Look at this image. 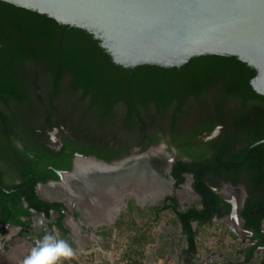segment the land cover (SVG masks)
<instances>
[{
  "label": "trees",
  "instance_id": "1",
  "mask_svg": "<svg viewBox=\"0 0 264 264\" xmlns=\"http://www.w3.org/2000/svg\"><path fill=\"white\" fill-rule=\"evenodd\" d=\"M255 74L256 70L237 56L210 54L196 56L181 67L141 64L127 68L115 63L88 31L62 25L46 14L0 0L2 223L10 222L23 231L29 225L30 209L43 212L46 217L51 210L57 211L54 226L58 228V237L75 246L66 235L67 228L61 224L65 216L62 203L41 199L35 193L36 183L59 179L55 169L72 167L69 158L58 163L43 161L45 138L36 129L42 126L43 116L42 111H37L36 101H43L47 78L50 102L56 109L51 114L53 119L72 116L77 120L79 116L81 103L71 101L64 106L66 109H58L57 98L62 93L70 96L81 93L82 97L94 94L99 99L110 95L115 108L111 116L114 142L121 143L126 152L129 144H136L143 151L156 143L158 132L162 137L168 135L170 144L176 148L170 170L176 185L183 181L184 173L193 176L191 186L197 197L182 208L173 196L144 206L132 197L126 198V207L113 226L116 236L112 238V227H99L106 247L112 244V251H120L123 264H143L146 246L158 239L152 233L154 224L171 213L167 222L180 229V240L185 245L182 252L196 253L200 229L213 225V219L221 216V198L212 186L219 187L221 180H230L234 184L244 182L247 188L264 187V142L251 146L264 138V95L250 84ZM98 117L106 123L107 116ZM219 124L228 131L223 141L229 156L225 162L238 161L225 163L226 170L222 165L224 153L219 154L217 147L208 157L207 143L199 136ZM17 141L26 149L20 148ZM10 189L17 191L14 202H10ZM10 205L16 209L15 215ZM250 225L253 224L246 222L245 226ZM130 227L136 230L128 231ZM121 233L128 239H115ZM259 245H264V239L251 245L243 259L235 256L233 248L228 255L230 264H264V254H255ZM92 256L91 253L86 256L85 264H94Z\"/></svg>",
  "mask_w": 264,
  "mask_h": 264
},
{
  "label": "water",
  "instance_id": "2",
  "mask_svg": "<svg viewBox=\"0 0 264 264\" xmlns=\"http://www.w3.org/2000/svg\"><path fill=\"white\" fill-rule=\"evenodd\" d=\"M2 1L88 31L115 63L127 68L141 64L181 67L192 58L207 54L237 56L256 70L250 84L264 95V0ZM222 126L205 134L203 140L215 138ZM259 142H264V138ZM166 148L162 141L110 162L77 155L71 169L58 171L59 179L53 186L66 191L89 178L106 174L116 177L117 173L130 171L135 161H143ZM173 161L170 155L169 171Z\"/></svg>",
  "mask_w": 264,
  "mask_h": 264
},
{
  "label": "flooded vegetation",
  "instance_id": "3",
  "mask_svg": "<svg viewBox=\"0 0 264 264\" xmlns=\"http://www.w3.org/2000/svg\"><path fill=\"white\" fill-rule=\"evenodd\" d=\"M46 82H47V78H46ZM46 82L43 87L45 89L43 94V101L41 102L38 99L36 101V105L38 106L37 111L39 112L42 111V116H43L41 120L42 126H37L36 129L41 133H43L45 138L43 141L44 162L58 163L63 159L69 158L71 164H73L77 155H81L85 157H96L97 159H103L105 161L110 162V161L126 158L134 153L141 152L140 146H137L136 144H131V145L129 144L126 152L124 149L121 148V143L113 141V133H112L113 121L111 116L114 114L115 108H114L113 98L110 95H107L106 97H101L102 99H99L94 94H86L84 95V97H82L81 93H76L72 96H70L68 93L60 94V96L57 98L59 100L58 106H60L58 109H62V110L66 109L64 108V106L71 101L76 102L77 104L81 103L82 107H80V113L78 112L79 116L77 120L75 119L76 124L73 125L75 120L73 119L72 116L68 117V119L60 118V120L59 119L55 120L51 117L52 112H54V110L56 109L52 107V104L50 102L51 92H50V87L49 85L46 84ZM37 92H39V89H37ZM2 109L3 106L0 105V110ZM68 111H70L69 113H72L74 110H68ZM99 115L107 116L106 123L104 122V119L98 117ZM83 116H87V117L84 118ZM83 120H86L87 122H84ZM227 132L228 131L224 129V125H223L219 134L213 139L203 140L205 133L199 135L201 136L202 140L207 143L205 152L208 157H211L215 153L217 147L219 149V154L220 152L224 153L222 159L223 162L222 165L224 166V170L227 169L225 163L238 162L237 160H231V159L225 162V160L229 157L228 155H226V144L223 143V141L226 139ZM157 134L159 138L157 139L156 143L153 145H158L159 142L163 141L166 144V147L172 152L171 154L175 160L176 148L170 144L168 135L162 137L161 132H158ZM213 140L216 141L214 143H211V141ZM260 140L255 141L254 143H252L251 146H255L258 145L259 143H262L259 142ZM67 143H70L69 146L66 145ZM16 144L20 148L26 149L22 142L17 141ZM150 145L152 144H149L146 148H148ZM249 149L250 148L248 147L247 153ZM230 158H232V156ZM1 159L2 157H0V162ZM241 160L242 159H240L239 161ZM49 168H51V166H49ZM58 171L60 170L55 169V172L57 174ZM183 176H184L183 181H186V179L189 178L192 184L193 181L192 174L184 173ZM190 176L192 178H190ZM113 178L114 176L111 174L89 178L90 180L88 179L84 181L83 184H76L77 186L66 191L58 189L55 185L53 186V182L56 180L49 179L45 183H41V182L36 183L35 193L41 199L47 200L46 199L47 196L46 198H43V195L39 193L38 188L45 187L51 189L52 192H54V194L52 195H50L49 193L48 197L54 198L55 200H47V201H60L62 203V211L65 213V216L61 220V224L67 228L68 232L66 233V235L71 238L70 236L71 233L70 230L68 229L65 220L69 218L70 221H72L71 217H69L70 215H73L76 218L80 216V211L77 209V207L71 204V201H77L80 203L81 199L84 198L82 196H85L86 198L89 193L91 194L94 191V189L97 187L99 183L112 181ZM171 178L175 181V179L172 176ZM15 182H18V180H15ZM213 187L216 186H212V189ZM1 188L3 187L0 180V189ZM216 188L217 190L215 189L213 190L217 192L221 198L220 201L221 216L219 219L214 218L213 221L217 220L220 223V225H222L223 227V235L221 239H227V238L239 239L240 246H238V248L235 250V253L238 258L243 259L246 250L251 245L258 243L259 239H264V187L247 188L245 183L241 181L234 184L230 180H221L220 186ZM44 190L47 191L46 189ZM6 191L7 192L10 191V196H9L11 197L10 202H14V198L16 197L17 199V194H16L17 191L14 189H10L9 191L6 190ZM193 193H195L197 197V193L194 190ZM23 204L24 207L27 206L25 202ZM10 207H11L12 215H15L16 209H14L11 205ZM32 210L33 209H30L32 214L30 217L28 228L26 230H23V232H28L34 226L35 214L41 215L43 213V212L34 213ZM57 215L58 212L53 210H51L49 217H46L43 213V216L41 215V217H44V219L47 221L46 223H44L45 226L50 225L53 227L54 220L57 217ZM3 217H4L3 209L0 203V225L11 226V227L16 226L10 222L2 223ZM21 218L25 219L24 216H22ZM246 222L252 223L253 225L245 226ZM252 226H254V228ZM45 233H47L45 229L39 231L38 238L41 239ZM239 248L244 249V251L242 252L239 251ZM255 254L256 255L264 254V245L257 246V248L255 249Z\"/></svg>",
  "mask_w": 264,
  "mask_h": 264
},
{
  "label": "rangeland",
  "instance_id": "4",
  "mask_svg": "<svg viewBox=\"0 0 264 264\" xmlns=\"http://www.w3.org/2000/svg\"><path fill=\"white\" fill-rule=\"evenodd\" d=\"M172 152L165 150L152 154L150 158L143 161H135L129 168L130 171L124 170L115 174L112 181L99 183L94 191L81 202L71 201L80 211L78 218L70 215L71 220H65L70 230L69 239L74 243V255L63 261V264H84L86 256L90 253L92 257L98 258L101 254L108 253L110 259L118 261L120 251H112L110 244L108 248L100 235V226L107 225L112 227L113 236H116V229L113 227L120 212L126 207V198L132 197L140 206L155 205L159 200L173 196L178 200L179 207L182 208L196 198L195 193L191 190V181L189 178L176 185L171 178L168 168V157ZM170 154V155H169ZM133 170V171H131ZM190 183V184H189ZM38 191L43 196H49L50 192L39 187ZM118 208V209H117ZM115 211V213H114ZM34 226L28 231L23 232L20 228L0 225V264H21L24 257L30 252L34 244L37 243L38 232L46 230L47 233H53L57 239L58 229L53 225H46L47 221L40 214H35ZM172 217L171 213L165 215L160 222L155 223L152 233L158 239H180L181 233L177 226L171 225L167 219ZM138 224H141L140 218H137ZM136 227H130L128 231H135ZM121 233L115 239H128ZM223 227L217 220L213 225L200 229L198 239H203L207 243V250L219 249L224 251L227 257L233 248V252L239 246V239H221ZM113 239H110L112 241ZM223 243V245H221ZM226 245V249H224ZM205 247V246H204ZM203 250V249H202ZM110 252V253H109ZM113 254L111 257L110 254ZM236 254V253H235ZM120 261V260H119ZM87 264V263H86Z\"/></svg>",
  "mask_w": 264,
  "mask_h": 264
},
{
  "label": "crops",
  "instance_id": "5",
  "mask_svg": "<svg viewBox=\"0 0 264 264\" xmlns=\"http://www.w3.org/2000/svg\"><path fill=\"white\" fill-rule=\"evenodd\" d=\"M196 245V253L184 254L182 248L185 245L180 239H156L155 243L146 246L143 264H230V257L226 253L219 249L207 250V243L203 239H198ZM110 255L113 257L112 253ZM119 260L114 261L108 253H104L94 259V264H123Z\"/></svg>",
  "mask_w": 264,
  "mask_h": 264
},
{
  "label": "clouds",
  "instance_id": "6",
  "mask_svg": "<svg viewBox=\"0 0 264 264\" xmlns=\"http://www.w3.org/2000/svg\"><path fill=\"white\" fill-rule=\"evenodd\" d=\"M74 254V249L68 241L57 239L49 232L34 244L21 264H63L65 259Z\"/></svg>",
  "mask_w": 264,
  "mask_h": 264
},
{
  "label": "bare ground",
  "instance_id": "7",
  "mask_svg": "<svg viewBox=\"0 0 264 264\" xmlns=\"http://www.w3.org/2000/svg\"><path fill=\"white\" fill-rule=\"evenodd\" d=\"M79 163H80V164H84V163L78 161V164H79ZM44 189H46L47 191H49V192H50V195L54 194V192H52L51 189H48V188H45V187H44ZM117 209H118V208H117ZM114 213H115V211H114Z\"/></svg>",
  "mask_w": 264,
  "mask_h": 264
}]
</instances>
